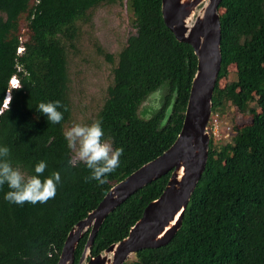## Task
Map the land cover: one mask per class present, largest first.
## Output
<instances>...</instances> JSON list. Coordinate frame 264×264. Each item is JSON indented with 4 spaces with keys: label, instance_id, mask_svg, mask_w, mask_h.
<instances>
[{
    "label": "trees",
    "instance_id": "trees-1",
    "mask_svg": "<svg viewBox=\"0 0 264 264\" xmlns=\"http://www.w3.org/2000/svg\"><path fill=\"white\" fill-rule=\"evenodd\" d=\"M121 1L0 0V145L10 149L13 166L25 175L35 174V164L45 161L44 177L61 176L55 197L46 203H9L4 199L8 186L0 188V264H57L72 226L113 185L167 150L181 129L196 70L193 50L164 25L160 0H127L135 33L115 65L95 44L113 68L93 120L102 121L105 140L123 148L120 166L99 185L87 179L90 170L83 163L68 165L72 152L63 131L71 121L70 55L92 10ZM219 13L218 80L229 68L235 69V80L224 90L215 87L211 118L225 117L231 105L239 114L249 112L251 122L232 127L228 139L210 137L207 164L179 231L167 245L140 250L124 264H264V0H222ZM24 15L25 41L18 32ZM12 78L17 86L10 85ZM157 90L164 91L161 107L143 119L139 108ZM172 99V113L161 125ZM57 100L68 110L52 124L37 105ZM168 178L147 184L109 214L95 236L92 256L127 237ZM86 239L87 234L79 240L73 264Z\"/></svg>",
    "mask_w": 264,
    "mask_h": 264
},
{
    "label": "water",
    "instance_id": "water-1",
    "mask_svg": "<svg viewBox=\"0 0 264 264\" xmlns=\"http://www.w3.org/2000/svg\"><path fill=\"white\" fill-rule=\"evenodd\" d=\"M160 2L164 25L176 41L192 48L196 58L181 129L167 150L113 185L99 204L72 226L57 264L74 263L78 242L86 234V243L77 264H124L140 250L167 245L181 228L184 212L205 170L210 141L207 126L221 69L219 7L222 0ZM160 92L150 94L147 101L156 98L159 99L157 104H162ZM173 99L161 125H165L172 113ZM168 174L163 191L144 208L127 237L92 256L95 236L109 214L139 189Z\"/></svg>",
    "mask_w": 264,
    "mask_h": 264
},
{
    "label": "rangeland",
    "instance_id": "rangeland-1",
    "mask_svg": "<svg viewBox=\"0 0 264 264\" xmlns=\"http://www.w3.org/2000/svg\"><path fill=\"white\" fill-rule=\"evenodd\" d=\"M90 14L89 22L81 24L77 50L70 55L71 121L65 129L70 127L73 122L91 123L103 104L107 87L112 83L113 65L96 53L95 44L97 43L113 57L115 65L117 54L126 43L127 38L135 33L131 24L132 14L127 8V0H122L120 4L101 5L92 10ZM24 17L25 15L18 25V32L23 41L28 38ZM234 80L235 69L229 68L223 72L216 86L218 89L224 90ZM160 91L159 94L163 97L164 91ZM158 101L159 99L153 98L144 102V105L139 109L143 119L150 118L161 107V103L157 104ZM229 108L230 111L225 117L220 118L216 114L217 128L211 129L210 126H207L209 136L213 137L215 141L219 137L228 139L233 134V130L251 122L249 112L242 115L234 111L231 105Z\"/></svg>",
    "mask_w": 264,
    "mask_h": 264
},
{
    "label": "clouds",
    "instance_id": "clouds-1",
    "mask_svg": "<svg viewBox=\"0 0 264 264\" xmlns=\"http://www.w3.org/2000/svg\"><path fill=\"white\" fill-rule=\"evenodd\" d=\"M20 49L18 53L22 51ZM14 81L16 83H13ZM10 85L17 86V80L12 78ZM37 110L47 116L49 123L59 124L68 109L57 100L39 102ZM63 135L68 149L72 152L68 165L75 167L78 163H83L90 170L88 180H95L99 185L107 183L106 177L120 166L123 148H114L111 142L104 139L102 121L96 119L91 123L73 122L70 127L64 129ZM9 157L10 149L0 145V188L5 184L8 186L9 191L4 196L6 201L17 205L26 202L35 205L46 203L55 197L57 184L61 181L59 172L44 177L47 164L45 161H39L34 166L35 174L25 175L19 166H13Z\"/></svg>",
    "mask_w": 264,
    "mask_h": 264
},
{
    "label": "built area",
    "instance_id": "built-area-1",
    "mask_svg": "<svg viewBox=\"0 0 264 264\" xmlns=\"http://www.w3.org/2000/svg\"><path fill=\"white\" fill-rule=\"evenodd\" d=\"M21 51V49H20ZM212 117V116H211ZM210 117V120H209V123H208V126H210V128L212 129L213 127L217 128V115H214L213 118ZM217 131V130H216Z\"/></svg>",
    "mask_w": 264,
    "mask_h": 264
},
{
    "label": "snow or ice",
    "instance_id": "snow-or-ice-1",
    "mask_svg": "<svg viewBox=\"0 0 264 264\" xmlns=\"http://www.w3.org/2000/svg\"><path fill=\"white\" fill-rule=\"evenodd\" d=\"M13 83H15V81Z\"/></svg>",
    "mask_w": 264,
    "mask_h": 264
}]
</instances>
